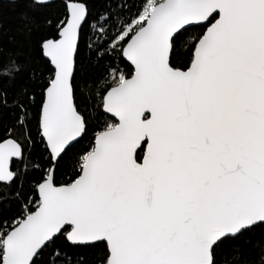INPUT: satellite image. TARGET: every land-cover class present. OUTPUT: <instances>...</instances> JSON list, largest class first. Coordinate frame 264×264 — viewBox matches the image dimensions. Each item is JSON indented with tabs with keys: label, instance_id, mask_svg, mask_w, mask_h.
<instances>
[{
	"label": "snow or ice",
	"instance_id": "obj_1",
	"mask_svg": "<svg viewBox=\"0 0 264 264\" xmlns=\"http://www.w3.org/2000/svg\"><path fill=\"white\" fill-rule=\"evenodd\" d=\"M32 4L34 45L0 40V264H264V0Z\"/></svg>",
	"mask_w": 264,
	"mask_h": 264
},
{
	"label": "trees",
	"instance_id": "obj_2",
	"mask_svg": "<svg viewBox=\"0 0 264 264\" xmlns=\"http://www.w3.org/2000/svg\"><path fill=\"white\" fill-rule=\"evenodd\" d=\"M54 4L59 0H53ZM53 7L51 12H55ZM32 0H3L0 5V40L5 47H24L34 45L35 38L29 40L25 31V25L30 21L37 20ZM35 67L37 73L41 66L33 61V64L26 65V70Z\"/></svg>",
	"mask_w": 264,
	"mask_h": 264
}]
</instances>
